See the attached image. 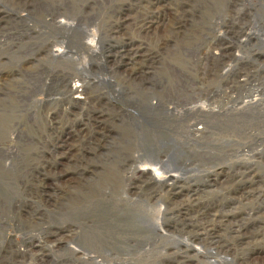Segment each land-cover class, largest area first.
Here are the masks:
<instances>
[{"label": "rangeland", "instance_id": "rangeland-1", "mask_svg": "<svg viewBox=\"0 0 264 264\" xmlns=\"http://www.w3.org/2000/svg\"><path fill=\"white\" fill-rule=\"evenodd\" d=\"M171 87L201 96L158 122L126 95ZM263 241L264 0H0V264H238Z\"/></svg>", "mask_w": 264, "mask_h": 264}, {"label": "bare ground", "instance_id": "bare-ground-1", "mask_svg": "<svg viewBox=\"0 0 264 264\" xmlns=\"http://www.w3.org/2000/svg\"><path fill=\"white\" fill-rule=\"evenodd\" d=\"M148 9V8H147ZM153 21H149V22H146L143 26L145 27L142 31H148L150 30V28L152 27L153 25ZM75 30V29H74ZM146 33V32H145ZM148 35V34H147ZM132 42V41H131ZM131 42H129L130 44H132ZM135 43V42H134ZM127 45V44H126ZM123 48V47H122ZM125 49V48H124ZM128 50H125V51H122L121 53V58H120V63L123 62V58H129L127 59L128 61H130L132 63V68H131V76H133V79H136V78H139L141 77V75L143 74V70H142V67H143V64L148 60V56L146 55V53H149V51H145L146 53L143 52L142 48L139 46L137 47H130L128 46L127 48ZM68 58V57H67ZM126 60V59H125ZM130 64V63H129ZM124 66V65H123ZM135 73V74H134ZM132 79V80H133ZM173 78L171 77V80ZM80 88H82V90H80ZM177 90V88H175ZM174 89V87H171L169 88V90L167 89H164L162 90L161 92H154V91H151V90H148V91H140V92H135V91H131L129 90L126 95L128 98H130L132 101L136 102L138 100V98H142L144 101H142L141 103H137L140 105V107H138V109L141 111H143V114L151 119H154L155 122H158L159 120V117L162 116V118L164 117H168V115H172L173 114V110H169L167 109L165 106L166 104L170 103L171 105H173L174 107H181V106H185L187 103L188 100H192V99H196L198 97L201 96V93L200 92H196L194 90L192 91H188V92H176ZM254 90V89H253ZM183 91V90H182ZM67 93H68V96L66 98V103L67 105L70 107V108H75L76 110H80L82 109L81 107L84 106V104L82 103V95H83V87L82 86H76L75 85H71V86H68L67 87ZM85 93V92H84ZM217 93V91H216ZM215 93V94H216ZM204 94V93H203ZM213 95V94H212ZM85 96V95H84ZM83 96V97H84ZM89 96V95H88ZM91 96V95H90ZM92 97V96H91ZM90 97V98H91ZM97 97V96H95ZM89 98V97H88ZM93 98V97H92ZM208 98L209 100L211 101L210 103V107L208 106L205 111H200V115H204V116H211V115H215L217 113V108L215 107V104H217V101L213 98H210V96L208 95ZM163 99H168V100H165L163 101ZM172 100H175L176 102L173 103ZM85 101V99H83V102ZM261 100H257L255 101L254 100H251L249 103L254 105V104H257L259 103ZM247 102V101H246ZM85 103V102H84ZM214 105V106H212ZM206 107V106H205ZM197 107H194V109H197ZM258 108V107H257ZM182 111L184 113L186 112H189L190 110L189 109H182ZM161 119V118H160ZM81 120V119H80ZM87 121V120H86ZM199 122V121H198ZM260 122V121H259ZM84 126V129L83 130H87L86 128V124L83 125ZM82 126V127H83ZM193 126L192 125H185L184 128H183V133L185 134V137L186 135L188 137H186L187 139H189L191 142L192 141H199V140H202V138L205 136L203 135L204 134V130H202L201 132H198V133H192L191 132V128ZM208 132L206 131V134ZM205 139V138H204ZM62 141H59L58 143V148H63L65 143ZM60 143H63L62 145ZM175 143L177 144V147L175 145ZM171 144H172V147H175L177 149H182L177 142H174L171 140ZM66 147H68L66 145ZM73 149V148H72ZM68 151V150H67ZM65 152V151H64ZM66 153V152H65ZM220 174V173H219ZM225 214V213H224ZM224 214L222 216H224ZM233 215V212H230L229 211V215ZM227 215V214H226ZM221 216V217H222ZM225 217V216H224ZM227 218V217H226ZM222 219V218H221ZM220 219V220H221ZM225 219V218H224ZM224 221V220H223ZM227 221V220H226ZM204 230V229H203ZM236 236L238 237H242V238H238L240 241H243V240H247V239H250L251 237H247L246 234H241V232H234ZM58 234V235H57ZM50 235L51 236H55L54 238V241L56 244H59V246H61V242L64 238H70L72 241L76 240L79 235L75 232H69L65 229H59L58 231L52 233L50 232ZM50 236V237H51ZM262 238V237H260ZM225 245V244H223ZM246 245V244H245ZM221 246V244H220ZM228 246V245H226ZM264 246V241H263V245L262 247ZM36 247V246H35ZM230 247V246H229ZM224 248H226L224 246ZM228 248V247H227ZM260 248V247H259ZM264 248V247H263ZM39 249H41V247H39ZM223 249V247H222ZM229 249V248H228ZM231 249V248H230ZM229 249V250H230ZM256 251L252 252L251 254H247L246 256H244V258H240L238 261L239 263L238 264H264V261L263 262H259L261 260L264 259V251L263 253H256L258 250V248H255ZM259 250H263V249H259ZM221 251V249H220ZM224 251V250H223ZM228 251V250H227ZM261 252V251H260ZM255 254H262V257L259 258L258 262L255 260L254 255ZM250 255V256H249ZM259 257V256H258ZM236 259V258H235ZM86 261H89V262H93L94 259H92L91 257H88L86 259ZM98 264V263H97Z\"/></svg>", "mask_w": 264, "mask_h": 264}]
</instances>
